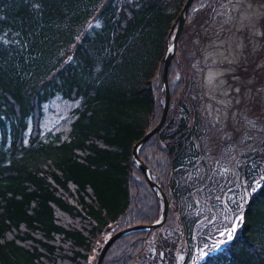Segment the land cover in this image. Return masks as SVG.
<instances>
[{
	"label": "trees",
	"instance_id": "1",
	"mask_svg": "<svg viewBox=\"0 0 264 264\" xmlns=\"http://www.w3.org/2000/svg\"><path fill=\"white\" fill-rule=\"evenodd\" d=\"M185 1L0 0V264H96L111 234L159 219L132 150L159 122L163 59ZM220 1L189 5L165 121L137 152L166 219L116 239L101 264H264V137L239 154L241 193L225 226L205 222L197 203L220 186L191 62ZM259 26L264 50V16ZM55 97L77 104L43 132ZM208 207L217 214L210 193Z\"/></svg>",
	"mask_w": 264,
	"mask_h": 264
},
{
	"label": "rangeland",
	"instance_id": "2",
	"mask_svg": "<svg viewBox=\"0 0 264 264\" xmlns=\"http://www.w3.org/2000/svg\"><path fill=\"white\" fill-rule=\"evenodd\" d=\"M263 16L264 0H221L213 10L203 41H196L198 54L191 62L193 89L199 98L201 115L209 124L211 133L206 140L213 149L210 153L217 175L215 185L220 186L216 188L211 183L201 191V200H197L206 210L204 220L210 226L218 220H224L225 226V220H230L237 210L236 195L241 193L239 154L264 137V84L261 83L264 50L259 26ZM76 104L59 97L46 102L42 107L41 131L67 117ZM68 121L60 129L66 130ZM208 193L215 203L216 215L207 212L213 210L208 207ZM229 204L233 206L231 209ZM221 234L229 235L228 229H221ZM98 254L95 252L93 256L95 263Z\"/></svg>",
	"mask_w": 264,
	"mask_h": 264
},
{
	"label": "water",
	"instance_id": "3",
	"mask_svg": "<svg viewBox=\"0 0 264 264\" xmlns=\"http://www.w3.org/2000/svg\"><path fill=\"white\" fill-rule=\"evenodd\" d=\"M192 0H186L185 3L183 4L178 16H177V27L175 29L173 38L171 43L168 45L166 51H165V56L163 59V72H162V87L164 90V101L162 104V113L159 119V122L157 123V125L151 129L150 131H148L133 147L132 150V158L133 160L137 163V165L139 166L141 172L144 174L147 183L149 184L150 188L153 190V192L156 194V196L158 198H160L161 202H162V207H161V215L159 217V219L157 221H155L154 223L150 224V225H138V226H134V227H130V228H126L120 231L115 232L114 234H112L102 245L99 254L97 256L96 259V264H101L104 254L106 253L107 249L111 246V244L118 239L119 237H121L122 235L130 232V231H134V230H146V229H153V228H157L160 225H162L166 219V215H167V209H168V201L167 198L165 197V194L162 192V190L160 189V187L157 185V183L153 182L150 177H149V171L148 168L140 161L139 157H138V148L140 145H142L145 141H147V139L149 137H151L154 133H156L161 126L163 125L166 115H167V110H168V103H169V90H168V84H167V73H168V68H169V64H170V60L174 54V50H175V45H176V41L177 38L179 36V33L182 29L184 20H185V16L188 10L189 5L191 4Z\"/></svg>",
	"mask_w": 264,
	"mask_h": 264
},
{
	"label": "bare ground",
	"instance_id": "4",
	"mask_svg": "<svg viewBox=\"0 0 264 264\" xmlns=\"http://www.w3.org/2000/svg\"><path fill=\"white\" fill-rule=\"evenodd\" d=\"M180 10H181V9H180ZM186 16H187V15H186ZM185 20H186V18H185ZM181 30H182V29H181ZM179 35H180V33H179ZM149 176H150V175H149ZM111 235H112V234H111ZM108 237H109V236H108ZM108 237H107V238H108ZM105 241H106V240H105ZM102 245H103V244H102Z\"/></svg>",
	"mask_w": 264,
	"mask_h": 264
},
{
	"label": "snow or ice",
	"instance_id": "5",
	"mask_svg": "<svg viewBox=\"0 0 264 264\" xmlns=\"http://www.w3.org/2000/svg\"><path fill=\"white\" fill-rule=\"evenodd\" d=\"M162 255V254H161Z\"/></svg>",
	"mask_w": 264,
	"mask_h": 264
}]
</instances>
